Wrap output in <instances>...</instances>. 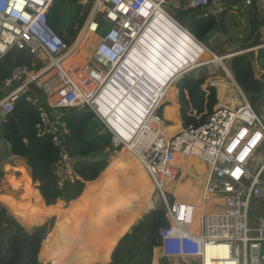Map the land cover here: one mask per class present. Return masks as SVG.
<instances>
[{
	"label": "built area",
	"instance_id": "built-area-1",
	"mask_svg": "<svg viewBox=\"0 0 264 264\" xmlns=\"http://www.w3.org/2000/svg\"><path fill=\"white\" fill-rule=\"evenodd\" d=\"M54 1L0 0V60L12 50L32 59L26 66L13 68L1 82L0 123L12 114L18 101L36 110V137H49L57 148L53 175L61 190L67 183L82 182L75 174V166L84 162L68 150L69 129L63 117L68 110H82L78 107L85 106L99 121V133L110 135L112 148H128L154 182V205L167 221L158 230L154 255L157 249L158 258L188 259L193 264H264V213L251 219V214L264 208V95L258 112L240 91L241 102L233 109L218 102L210 114H189L199 123L182 126L177 139L167 144L156 116L160 105L146 109L145 104L156 88L145 76V81L139 78L142 70L151 77L164 70L166 75L177 74L171 79L176 85L185 73L199 68L182 70L181 61L188 57L186 45L174 36L168 20L191 35L188 30L158 11L151 0H85L83 7L89 13L73 42L67 45L50 24V4ZM182 1L179 11H197V20H217L225 15L242 19L251 12L258 17L264 15V0ZM86 31L98 36L89 62L94 68L87 62L83 70L96 84L90 94L105 93L100 104L91 102V96L81 95L61 69ZM262 47L238 49L231 58L246 56ZM37 50L45 59L37 56ZM37 63L41 64L38 70ZM101 73L105 74L103 80ZM105 81L111 84L107 88ZM141 88L147 90L143 93L145 99L137 97ZM131 97L134 101L128 103ZM124 115L130 116L124 121L127 123L122 121ZM202 116L205 119L200 122ZM170 146L208 164L198 221L193 203L177 202L163 187L167 181L177 182L181 177L177 167L164 162ZM209 250H213L210 255Z\"/></svg>",
	"mask_w": 264,
	"mask_h": 264
},
{
	"label": "trees",
	"instance_id": "trees-1",
	"mask_svg": "<svg viewBox=\"0 0 264 264\" xmlns=\"http://www.w3.org/2000/svg\"><path fill=\"white\" fill-rule=\"evenodd\" d=\"M79 1L70 0V4L77 5L81 11L83 6L78 4ZM62 7H65L66 12L68 4ZM62 7L57 8L55 0L50 8H56L59 13ZM163 9L174 18L176 11L173 7L164 4ZM179 14L188 32L205 44L217 35L226 36L229 29L241 19L225 15L217 20L212 17L197 20L198 12L193 10ZM72 15V11L67 13L69 19ZM243 19L248 32L246 38L239 42L247 44L244 48L258 46L259 31L264 27V15L258 17L251 12L241 20ZM81 25L75 19L68 32L62 34L59 29L60 18L58 19L59 35L67 45L73 42ZM97 44L98 36L87 33L75 52L79 53L78 49L83 47V54L79 53L80 57L88 56L91 59ZM242 44H239L240 48ZM26 60L28 64L32 62V59L22 52L9 51L0 60V84L13 68L24 64ZM82 61L77 67L83 66ZM257 62L261 70H264V49L258 51ZM40 68L41 64L37 63L35 69ZM230 70L236 84L246 96L248 95L251 104L263 97L264 81H259L262 73L253 71L252 56L232 58ZM83 75L87 78L89 73L86 74L83 70ZM204 82V76L191 72L172 87L174 96L176 90L178 93L179 117L184 127L196 126L199 123L194 117L188 116L189 114L199 115L204 111L210 114L218 100L220 101V84L217 85V94L214 87H208L206 96L202 90ZM33 90L34 88H31V91ZM204 119L202 116L200 122ZM37 120L36 110L21 100L15 104L12 114L0 123V142H6L10 146V153L23 158L7 167L14 186L6 182L0 174V194L12 201L11 204L0 202V205H6L10 212L8 216L7 211L0 210V264H41L38 259L42 263L48 260V264H75L70 261L71 256L62 259L66 247L73 249L77 264H150L152 249L158 245V230L165 226L167 221L161 210L151 209V205H148L150 202L142 203L139 180H146L145 171L140 170L135 175L122 163L112 166L117 157L107 163L109 154L105 151H114L110 135L99 134L100 123L92 112L86 109H71L63 117V122L69 129L66 143L71 155L84 161L75 166V174L82 182L67 183L59 190L53 175L57 148L49 137H36L34 127ZM170 129H175V132L171 130L172 134L176 133V127ZM120 151L119 148L114 156ZM184 180L185 177L181 176L179 181L167 182L163 187L173 194L178 202L188 198L189 194L198 199L200 192L193 194L191 183L190 187H185ZM148 186H145L146 196L153 194L152 190H147ZM170 200L173 201L172 198ZM105 207L108 213L103 220H99ZM198 210L199 203L196 212ZM65 213H69V218L75 221L74 229L70 232L72 236H69L70 233L66 231L60 219ZM55 240L58 243H55ZM127 240L143 248L139 257L132 254L133 250H127ZM60 244L61 253L57 250ZM106 249L107 256L104 258L102 255Z\"/></svg>",
	"mask_w": 264,
	"mask_h": 264
},
{
	"label": "rangeland",
	"instance_id": "rangeland-1",
	"mask_svg": "<svg viewBox=\"0 0 264 264\" xmlns=\"http://www.w3.org/2000/svg\"><path fill=\"white\" fill-rule=\"evenodd\" d=\"M164 4H166V6H171L175 9L176 13L174 15V18L177 22H179L182 26L185 27V24L184 22L181 20V15L179 14L181 11H178L179 9L177 8L178 6L174 5L173 4V0H170L169 2H167L166 0L163 1ZM180 4L182 5L183 1L182 0H179ZM64 4H68V8L64 14V29H60V31H62V34L63 33H66V31L68 32L69 28L71 27L72 23L74 22L75 19L78 20V22L83 24V21L87 15V13H89V10L86 9L85 7L82 8V10L80 11V8L75 5V4H70V0H56V6L57 8H61ZM163 4V5H164ZM175 6V7H174ZM69 11H72L73 12V15L71 16V19H69V17L67 16V13ZM49 20H50V24L55 28V30L57 31L58 34L59 33V29H58V19H59V13L57 11L56 8H52L50 10V15H49ZM244 20V19H243ZM182 21V22H181ZM104 22V21H103ZM234 25V24H233ZM82 27V26H81ZM231 28V27H230ZM246 23L245 21L243 22H240V21H237L236 24L231 28L229 29V33L226 35V36H223V35H217L215 36L214 38H212L207 44H205L204 42H202V44L205 45V47L210 51V53L216 55V56H225V55H231L230 53H228V46L230 43H234L237 41V40H243L244 38H246V34H247V30H246ZM104 30V29H103ZM240 37V38H239ZM237 39V40H236ZM242 44V43H240ZM237 45V44H236ZM247 44H242L241 46V50H245V49H249V48H244L243 46H245ZM239 46V45H238ZM240 48V47H239ZM78 52L83 54V47H81L80 49H78ZM79 53H76L74 52L72 55H70L68 58H66L62 65L64 67V70L65 72L68 74V76L71 78V80L74 82V84L86 95V96H89L91 95L90 94V91L92 90V88H94V86H96V84H93V82L90 81V79L86 76L83 75V68L85 66V64L88 62H90V59L88 56H86L85 58H81ZM250 54L246 55V56H249ZM251 56V55H250ZM253 56V54H252ZM92 58V57H91ZM232 58H228L226 60L223 61V65L225 66L226 70L229 71L230 75H231V78L233 76L231 70H230V61H231ZM83 63V66L80 68V67H77L79 66V64L81 63V61ZM254 62L256 60H253ZM90 66H93L94 68V65L92 63H89ZM94 70V69H93ZM191 72H195L197 75L201 74L202 76L205 77V82L204 84L202 85V90H204L205 92H207V88L208 87H214L215 90H216V94H217V85L218 84H221V83H224L225 85L227 86H230L231 85H234L235 89L238 90L236 91L235 95V98L241 102V98H240V89L236 86V84L234 83V80L233 78L229 79L227 78V75H226V72L224 71V69L220 66V65H201L199 68L197 69H194V70H191V71H188L187 73H185V75H188V73L190 74ZM184 75V76H185ZM264 81V80H263ZM178 82V80H177ZM176 82V83H177ZM232 94H234V91H232ZM217 97V95H216ZM247 100L249 101V97L248 95L246 96ZM218 100V99H217ZM165 101H172L173 104L176 106L174 109H169V108H165V112H164V116H166L165 118H170V119H175V121L177 120L179 123L177 126H175L177 128L176 132H178L181 128V123H180V120H179V116H180V104H179V100H178V93H177V90H176V96H174V90L173 88L171 90H169V93L167 95V97H165ZM163 101V102H165ZM259 101L260 99H258L256 101L255 104H252L255 111L258 112V107L260 106L259 104ZM218 102H220L218 100ZM85 106H79L78 109H83ZM86 109V108H84ZM169 109V110H168ZM167 115H169L167 117ZM181 119V118H180ZM174 121V120H173ZM182 122V121H181ZM183 126V125H182ZM171 130H174L175 132V129H170V127L168 129H166L164 132H163V135H164V138L166 139V143L169 141V139L174 136V134H172ZM100 135H105L103 133H99ZM4 145V142H0V163L3 162L5 159H7V152L1 150L2 146ZM116 151L118 150H114L113 152H111L109 149H107L105 152H108L109 154V157L107 158V163L108 162H111L113 160H110L111 157H117V159L112 163V166L118 164V163H121V162H118V158L119 156L123 157V151H120L118 152L117 155L114 156V154L116 153ZM112 153V154H111ZM125 156V155H124ZM125 158V161L122 162V164L126 165V167H128L129 169H131V171H133V173L135 175L138 174V172L140 170L142 171H145L144 168L138 166L131 158H128L127 156L123 157ZM145 174H146V180L143 181V179H140L139 180V189L141 190L142 192V203L143 202H146V203H149L148 205L150 206L151 205V209L153 210L154 207L156 209L157 206L154 205V200L156 198V192H155V186H154V182L152 181L151 178H149L147 172L145 171ZM190 180H187L185 182H183L184 186L185 187H190ZM149 185L147 187V190H152L153 191V194L150 195L148 194V196H146L147 194H145V186L146 185ZM101 192H103L101 190ZM75 207V206H74ZM0 210H5L7 211V215L10 216V212H9V208L6 206V205H0ZM151 211V210H150ZM259 213H254V214H251V219H258L261 215V213H264V208L258 210ZM108 213V210L107 208L105 207L104 209V213L103 215L99 218V220H103L104 216ZM148 213V212H147ZM145 213H143L141 215V218L140 220L142 219L143 215H145ZM70 214L69 213H65V216H62L60 217L63 225L65 226L66 228V231L67 232H71L73 229H74V222L72 220V218H69ZM72 229V230H71ZM69 236H72L71 233ZM56 241V240H55ZM137 242V241H135ZM55 243H58L57 241ZM138 243H139V239H138ZM127 244L128 246V249H130V251L132 252L133 250V253L132 254H137V257H139L141 251H143V248L140 246V245H135L134 242H127L125 243ZM58 252L61 253L62 251V246L60 244V246L57 248ZM65 253H64V256L62 257L63 260H65L66 258L70 257V261L71 262H74L75 264H77V258L74 259V251L72 248H69V247H66L65 248ZM107 253V249L104 250V253L102 255V257H106ZM146 254H144L145 256ZM76 256V255H75ZM152 256L153 254L151 253V258L152 259ZM156 256H157V250L155 252V257L153 259V264H193L191 262H189L188 260L184 261L185 263H178V262H175L174 260L173 261H166V260H161L160 262H157L156 261ZM37 259H38V254H37ZM38 262L41 263L38 259ZM151 262V261H150ZM43 264V263H41ZM102 264H105V262H103Z\"/></svg>",
	"mask_w": 264,
	"mask_h": 264
},
{
	"label": "bare ground",
	"instance_id": "bare-ground-1",
	"mask_svg": "<svg viewBox=\"0 0 264 264\" xmlns=\"http://www.w3.org/2000/svg\"><path fill=\"white\" fill-rule=\"evenodd\" d=\"M151 1L156 5V9L158 11L160 9L168 18L170 17V15L163 9V4H164L163 0H151ZM85 2H86L85 0H80L78 2V4L83 6V4ZM156 2H159V3H156ZM52 3L50 4V7H51ZM179 4L180 3L178 2L177 5H176V6H178L177 7L178 9H179V6H180ZM64 12H65V7H62V9L59 12V18H60V26H59V28L60 29H62L63 25H64ZM103 21H105V20H103ZM168 22H169L168 24H169L174 36H176V37L178 36V38H180L183 42H185V45H186L184 47V50L187 52L188 57H184L185 60L181 61L182 70L183 69H188V68H193V67H200L201 65H206L207 66V65L216 64V65H220L224 69V71L226 72L227 78H229V79L231 78V75H230L229 71L226 70L225 66L223 65V61L228 59V58H231L232 55H225V56L219 57V56H216V55L210 53V51L206 47H204L202 44H201L202 46L199 45L194 40V38L185 31V29L180 28L178 25H176L175 23L170 22L169 20H168ZM87 33H89V32L86 31L84 33V35L87 34ZM84 35L81 37V39L79 38V44H80L82 38L84 37ZM174 53H175V56H176L177 55V51H175V49H174ZM36 54L42 60L45 59L44 56L42 55L41 51L37 50ZM179 54L181 55V53H179ZM143 63H144L143 61H140L139 65L143 66ZM61 69L63 71V74L66 75L67 78L74 84V82L71 80V78L65 72L64 67H63L62 64H61ZM101 74L103 75V76H101V79L102 80L105 79V77H104L105 74L104 73H101ZM154 75L155 76L151 77L148 74V72L146 73V71L142 70V75L140 76L139 79L145 81L143 79V77H142V76H145L147 79H149L151 81L153 86L156 88V90H153V92H151V99L147 100V102L145 104L147 106L146 109L152 107L153 105H157V106L160 105V107H162V118H159V119H160V125H161V133L163 134V132L166 129H168L169 127L170 128L171 127H175L179 123L177 120L176 121L175 120L174 121L173 120H169V119L165 118L166 116H164V112L166 110L165 108L174 109L176 107L173 104L172 101H170V102L169 101H165V97H167V95L169 93V90H171L172 87L174 86V84H172V80L171 79L177 77V74L174 75V73H173L171 75L170 74L166 75L165 71L161 70L159 73H155ZM169 75H170V77H169ZM103 85L105 86L104 88H107V85H111V84H109V82L105 81L103 83ZM76 88L78 89V91H79V93L81 95L84 94L77 86H76ZM151 88H152V86H151ZM220 90H221L222 94L219 97V99H220V102L222 104L228 106L231 109L235 108V106L240 104V101H238L235 98V96H233V95H235L236 91H238V90L235 89L234 85L230 84V86H227L224 83H221L220 84ZM232 91H234V94H232ZM144 92H147V90H145L144 88H141V90L137 92V97L145 99V96L143 94ZM104 94L105 93H102V92L99 93V95H98L99 98H98V96H95V95H89V96H91L90 97V101L91 102H95L97 104H100L101 101L106 98ZM154 95H155V97H154ZM131 101H134V97H131L128 100V103H131ZM163 101H165V102H163ZM118 105L119 104H117L115 107H118ZM129 118H130L129 115H124V119L122 118V121L124 122L125 119H129ZM179 120H180V118H179ZM124 123H127V122H124ZM180 123H181V120H180ZM181 127H182V125H181ZM178 132H176L174 134V136H172L169 139L167 144H170V142H172V141L177 139ZM8 148L10 149L9 145H8ZM120 149H121V151H123V155H122L123 157L127 156L128 158H131L138 166L144 168V170L146 171V169H145L144 165L142 164V162L136 156H134V154H132L128 150V148L123 147V148H120ZM123 157L119 156L118 162H121V163L124 162L125 158H123ZM113 159H114V157H111L110 160H113ZM16 160H23V158L10 153L8 158L0 163V174L2 175V178L4 180H6V182H8L9 184H11L13 186H14V182H13L11 176L7 172V167L9 165H11ZM164 162L165 163H169L170 165L177 167L178 170L180 171V176L185 177L184 182L187 181V180H190L193 194L196 191L200 192V197L198 196V199H195L194 195L189 194L188 198L183 200V201L191 202V203L194 204V206H195V214H196L195 221H198L199 214L201 212L202 197H203V196H201L202 195V187H203V183H204L205 178H206L208 164L206 162L202 161V160L197 159L196 157H192L190 155L185 156L183 154L182 149H180V150H178V148L177 149H175V148L172 149L171 146L166 148L165 161ZM149 178H150V176H149ZM167 182H170V181H167ZM171 182H173V181H171ZM0 202H7L9 204L12 203L11 199L8 198L7 196L3 195V194H0ZM198 203H199V210H198V212H196V206L198 205ZM192 230L196 231L197 228H193ZM212 252H213V250H209V255ZM158 254H159V252L157 250V256H156V261L157 262H160L161 260H166V261H173L174 260L175 262H178V263H185L184 261L188 260V259H180V258H175V257H167V258H161L160 257V258H158L159 257ZM188 261L190 262L192 260H188ZM44 264H48V260H45Z\"/></svg>",
	"mask_w": 264,
	"mask_h": 264
},
{
	"label": "crops",
	"instance_id": "crops-1",
	"mask_svg": "<svg viewBox=\"0 0 264 264\" xmlns=\"http://www.w3.org/2000/svg\"><path fill=\"white\" fill-rule=\"evenodd\" d=\"M164 1V0H163ZM161 2V1H160ZM179 2V0H173V4L174 5H177V3ZM156 3H159V2H156ZM238 21H240V22H243L244 20H241V19H238ZM259 35H260V38H259V45L258 46H261V45H263L264 46V27H262V28H260V31H259ZM240 38V37H239ZM237 40V39H236ZM238 41V42H237ZM236 42H235V44H237V46L240 44V42H239V40H237ZM241 41V40H240ZM202 43V42H201ZM240 46H238V49L240 50L241 48H239ZM257 47V46H256ZM261 49H264V47H262V48H260V49H257V50H255L254 52H252V53H249L251 56H252V54H253V56H252V59L253 60H256L255 62L253 61V71H256V72H260V73H262V78H260L259 79V81H263L264 80V70H261V68H260V66H259V64H258V62H257V56H258V51L259 50H261ZM249 55V56H250ZM239 87V86H238ZM242 91V90H241ZM243 92V91H242ZM1 150H3V151H5V152H7L8 154H7V157L9 156V154H10V150H9V148H8V144L6 143V142H4V145L2 146V148H1ZM117 153V152H116ZM85 184L86 183H84V186H85ZM124 237V236H123ZM122 237V238H123ZM121 238V239H122ZM154 248V247H153ZM152 254H153V249H152ZM112 256V255H111ZM154 257H155V255L153 254V256H152V259H151V262H150V264H153V259H154ZM110 262H111V260H110ZM109 262V263H110ZM42 263V262H41ZM44 264V263H43Z\"/></svg>",
	"mask_w": 264,
	"mask_h": 264
},
{
	"label": "water",
	"instance_id": "water-1",
	"mask_svg": "<svg viewBox=\"0 0 264 264\" xmlns=\"http://www.w3.org/2000/svg\"><path fill=\"white\" fill-rule=\"evenodd\" d=\"M228 53H230V54H232V53H236L237 51H238V46L236 45V44H234V43H230L229 44V46H228ZM28 60H26L25 61V63H24V65L26 66L27 65V62ZM236 84V83H235ZM237 85V84H236ZM175 86V85H174ZM55 113H57L56 111H55ZM156 116L158 117V118H162V107H160L159 109H158V111L156 112ZM167 123V122H166Z\"/></svg>",
	"mask_w": 264,
	"mask_h": 264
},
{
	"label": "clouds",
	"instance_id": "clouds-1",
	"mask_svg": "<svg viewBox=\"0 0 264 264\" xmlns=\"http://www.w3.org/2000/svg\"><path fill=\"white\" fill-rule=\"evenodd\" d=\"M181 12H182V11H181ZM185 28H186V27H185ZM232 54H233V53H232ZM188 74H189V73H188ZM181 78H182V77H181ZM181 78H180V79H181ZM232 78H233V80H234V77H233V76H232ZM234 83H236L235 80H234ZM236 86L238 87V85H236ZM238 88L240 89V87H238ZM240 91H241V89H240ZM241 92H242V91H241ZM242 93H243V92H242ZM243 94H244V93H243ZM244 95H245V94H244ZM245 96H246V95H245ZM117 150H119V149H117Z\"/></svg>",
	"mask_w": 264,
	"mask_h": 264
}]
</instances>
